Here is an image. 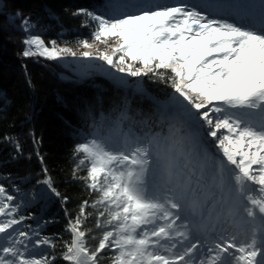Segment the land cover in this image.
Listing matches in <instances>:
<instances>
[{"label": "snow or ice", "instance_id": "snow-or-ice-1", "mask_svg": "<svg viewBox=\"0 0 264 264\" xmlns=\"http://www.w3.org/2000/svg\"><path fill=\"white\" fill-rule=\"evenodd\" d=\"M73 15L86 18L84 27H93L91 42L78 40L75 49L55 39L46 43L40 34H31L36 25L24 18L22 55L74 64L80 76L95 69L125 86L127 77L151 75L170 83L173 93L163 111L158 108L167 133L125 131L127 105L107 136L102 121L80 133L84 141L75 153L82 158L74 175L86 167L80 179L98 193L91 207L106 206L98 211L103 225L96 221L105 230L90 247L86 235L91 230L83 227L91 215L85 200L68 219L71 240L62 259L103 264L102 252L112 248L110 264H264V0H175L171 6L162 0H105L98 11L81 7ZM136 86L143 91L140 80ZM176 137L193 195L200 190L205 198L215 196L222 210L227 205L232 230L218 227L209 214L202 232L194 233L187 218L180 220L174 192L164 203L149 198V171L161 159V146ZM213 142L222 155L214 154ZM15 148L21 151L18 143ZM43 171L38 183L66 203L68 197L53 186L47 168ZM25 206L0 183V264H55L56 256L43 251L55 247L53 239L41 235L44 225L25 224L32 218L20 214ZM157 217H163L164 226L152 230ZM161 235L179 243L162 240L158 248L154 241Z\"/></svg>", "mask_w": 264, "mask_h": 264}, {"label": "trees", "instance_id": "trees-1", "mask_svg": "<svg viewBox=\"0 0 264 264\" xmlns=\"http://www.w3.org/2000/svg\"><path fill=\"white\" fill-rule=\"evenodd\" d=\"M104 4L105 0H2L0 11V179L6 187L16 185L21 192L41 190L51 196L43 201V235L53 239L59 263L64 262L65 242L71 240L68 219L75 217L85 200L91 215L83 227L91 230L86 235L90 247L98 244L105 230L96 226L97 212L91 207L98 193L80 179L86 171H76L74 175L80 156L75 153L82 140L80 133L91 131L89 122L97 120L101 111L116 106L122 111L125 105L131 119L123 122L124 130L129 123L137 128L141 118L146 117L150 126L165 131V124L159 122L157 102L161 100L160 90L170 83L144 76L145 90L136 91L103 76L84 80L62 77L63 69L56 61L22 55L25 32L7 16L19 13L29 18L46 43L55 39L57 43L73 45L78 40L90 39L93 31V27L83 26L85 17L73 13L81 7L98 11ZM16 143L20 145L19 152ZM38 156L43 157V163ZM44 168L53 186L68 197L66 203L62 204L61 198L38 183L45 178ZM113 253L112 248L104 250L103 263H108Z\"/></svg>", "mask_w": 264, "mask_h": 264}, {"label": "rangeland", "instance_id": "rangeland-1", "mask_svg": "<svg viewBox=\"0 0 264 264\" xmlns=\"http://www.w3.org/2000/svg\"><path fill=\"white\" fill-rule=\"evenodd\" d=\"M162 2L163 3H167L168 5L171 6L175 2V0H162ZM180 2H185V3H189V4H195V3L198 2V0H180ZM102 7H100V8H102ZM0 11H2V0H0ZM7 17H8L9 21L13 22V24L16 27H19V28H20L22 20L24 19L20 15L19 19L14 18L13 20H10V17H14V14H8ZM31 34H38V32L34 28L31 31ZM26 35H27V33L25 32L24 39L26 38ZM89 41L91 42V38L89 39ZM58 44L60 46H65L66 43H58ZM67 46L73 47L75 49V48H77V43H75L73 45L67 44ZM101 48H103V46H101ZM56 62L63 69L62 77H65V78H68V79L77 78V79H80V80H84V79H86L88 77L103 76V77L109 79L110 81H112L114 84H116L118 86L125 87V88H130V89L136 90V91H139V90H137V86H136L137 85V80H140L141 83H142L143 90H145V85L142 82L144 76L141 77V78L127 77L128 83H127V86H125V85L117 84L114 80L110 79L107 75H105L102 72L97 71L95 69L90 70L89 73L87 75H85V76H80L77 73L76 66L74 64H69L68 66H64L63 63H61L59 61H56ZM146 90H148V89L146 88ZM172 93H173V89L171 88L170 84L168 85L167 88H163V89L160 90L159 94L161 95V97H160L161 100H159V102H161V104L159 105V109L161 111H163V106H162L163 102H165ZM144 120H147L148 123L147 124H138L137 128H135L134 126H132L129 123V125H128L129 127L125 131H127L128 129H132L133 133H137V134H140V135H142L143 132H147V131H150V130L151 131H163L161 128H159V126H155L154 127L151 123H150L151 124V126H150L149 125V119H147L146 117L141 118V121H144ZM164 124H165V127H164L165 131H163V132L167 133V122H164ZM79 137L82 139L80 142H83L84 141V137H82L81 135H79ZM175 139L179 140V137H176ZM212 151L214 152V154L222 155V154L216 152V148H215L214 142H213V146H212ZM80 158H82V154L78 157V159L76 161V165H77L78 160ZM84 170L86 171V167L82 166L78 171L83 172ZM9 181H10V184H12L11 180H9ZM0 183H2L1 179H0ZM14 187H18V186L10 185V186L7 187L9 193L16 195L18 201L24 200L25 203H26V206L22 208L20 214L32 217L31 219L26 220L25 224L31 226L32 228H35L38 223L44 225V227L41 229V235H43V232H44V229H45V223H44L42 217H43V214L46 211V208H45V205H44L43 201H48L49 200L48 198H51V196H48V195L46 196V194L43 193L41 190L28 191V192H21L20 191L19 193H14L13 192V188ZM252 190L254 192H256L257 191V186L256 185H252ZM21 193H23L24 195L22 196ZM167 193H169V191L167 189H164V188L160 187V185H159V182H158V179H157V175H156V161H154L153 167L149 171L148 196H149L150 199H152V200H154L156 202L164 203L165 200H166V194ZM105 207L106 206L98 205V208L95 209L96 212H97V217H98V211L103 209V208H105ZM179 216H180L181 222H183L186 219V217L184 216V214H183V212L181 210H180ZM99 219L102 220L103 218H99ZM105 219H106V217H105ZM101 222L104 223L103 220ZM163 226H164L163 217H157V222L154 225V229H152V230H158L160 227H163ZM162 240L164 241V244L175 245L176 243H179V241L164 240L163 235H161V236L157 237L156 240L154 241V243L157 245L158 248L159 247H163V244L160 243V241H162ZM55 247L54 248H48V247L45 246L43 251L47 252L49 255H55L56 256L57 259H56L55 264H67L66 261H64L63 263H59V259H58L57 255H56V248ZM113 250H114V253L112 255H115V249H113ZM109 254H111V253H109ZM102 256H103V258L105 257V255H102ZM103 264H110V261H108V263L104 262Z\"/></svg>", "mask_w": 264, "mask_h": 264}, {"label": "clouds", "instance_id": "clouds-1", "mask_svg": "<svg viewBox=\"0 0 264 264\" xmlns=\"http://www.w3.org/2000/svg\"><path fill=\"white\" fill-rule=\"evenodd\" d=\"M120 107H113L111 110L105 112L101 111L97 120L89 122V128L94 121L99 123L102 121L103 128L101 132L104 136L108 135V129L113 127L114 122L118 120L121 111ZM129 119L131 117L129 116ZM109 147H117L114 142L105 140ZM161 159L156 161V175L160 187L167 189L169 192H174L177 203L184 216L193 226L194 233L202 232L201 225L211 214L213 221H219L218 227H223L228 230L233 228V219L228 214V206L225 205L223 210L217 203L215 196L205 198V193L200 190L193 195L191 187L188 186L187 177L189 175L187 168L184 167V160L182 159L180 143L178 139H171L160 148ZM215 191V189H212ZM216 205L213 207V205ZM202 213V214H201Z\"/></svg>", "mask_w": 264, "mask_h": 264}]
</instances>
